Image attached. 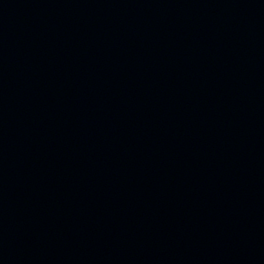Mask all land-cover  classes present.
I'll return each instance as SVG.
<instances>
[{"label": "water", "instance_id": "obj_1", "mask_svg": "<svg viewBox=\"0 0 264 264\" xmlns=\"http://www.w3.org/2000/svg\"><path fill=\"white\" fill-rule=\"evenodd\" d=\"M0 264H264V0H0Z\"/></svg>", "mask_w": 264, "mask_h": 264}]
</instances>
